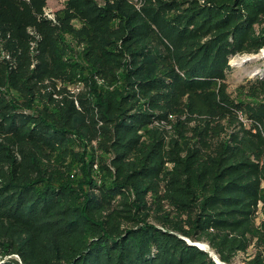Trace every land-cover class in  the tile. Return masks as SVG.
<instances>
[{
    "label": "trees",
    "instance_id": "16d2710c",
    "mask_svg": "<svg viewBox=\"0 0 264 264\" xmlns=\"http://www.w3.org/2000/svg\"><path fill=\"white\" fill-rule=\"evenodd\" d=\"M47 4L0 0V264H264V0Z\"/></svg>",
    "mask_w": 264,
    "mask_h": 264
},
{
    "label": "rangeland",
    "instance_id": "374dc122",
    "mask_svg": "<svg viewBox=\"0 0 264 264\" xmlns=\"http://www.w3.org/2000/svg\"><path fill=\"white\" fill-rule=\"evenodd\" d=\"M101 4H114L117 0H98ZM127 1L129 4L138 6L139 0H122V2ZM66 4V0H48L46 11L50 14L54 15V12L63 8ZM70 38V37H69ZM2 49V55L7 58L11 59V49L7 46V44L2 43L1 44ZM244 54H257V57H254L253 59H249L246 61H243L242 64H233V69L229 72L227 77V83H228V91L231 94L232 97H237L239 95V87L241 84L248 81V79L256 78L257 76L264 75V48H262L257 53H244ZM241 55V54H240ZM239 55V56H240ZM256 71V73H254ZM66 86L68 89L72 90L73 92H79L83 86L84 81L82 80V77H80V74L78 73V77L75 81H60L58 85ZM175 121V118H173ZM165 127L169 129L170 133L172 135H175V129L172 127L171 124H165ZM261 217L258 219V223L260 222ZM201 245L205 246L207 250H209L207 247H210L209 244H203ZM256 251V247L252 245L248 251L246 252H239L235 259L233 264H248V260L254 255V252ZM214 252V253H213ZM211 254L218 258L215 251L212 250ZM1 258V257H0ZM5 259H0V261H4Z\"/></svg>",
    "mask_w": 264,
    "mask_h": 264
},
{
    "label": "bare ground",
    "instance_id": "6f19581e",
    "mask_svg": "<svg viewBox=\"0 0 264 264\" xmlns=\"http://www.w3.org/2000/svg\"><path fill=\"white\" fill-rule=\"evenodd\" d=\"M257 56H258L257 54H241L240 56L239 55H235V56L231 57L230 62L233 63V64H242L243 61H246V60H249V59H253L254 57H257ZM254 73H256V71ZM203 244H206V243H203ZM207 248L210 251H212L210 247H207Z\"/></svg>",
    "mask_w": 264,
    "mask_h": 264
},
{
    "label": "water",
    "instance_id": "95a60500",
    "mask_svg": "<svg viewBox=\"0 0 264 264\" xmlns=\"http://www.w3.org/2000/svg\"><path fill=\"white\" fill-rule=\"evenodd\" d=\"M200 243H202V242H195L194 244H196V245H198L199 247H201V248L207 250L206 247L203 246V245H201ZM216 259H217V258H216ZM218 261H219V260H218Z\"/></svg>",
    "mask_w": 264,
    "mask_h": 264
},
{
    "label": "built area",
    "instance_id": "2783aa9c",
    "mask_svg": "<svg viewBox=\"0 0 264 264\" xmlns=\"http://www.w3.org/2000/svg\"><path fill=\"white\" fill-rule=\"evenodd\" d=\"M46 14H47L49 17H51V18H53V17H54V15H53V14H50V13H48L47 11H46Z\"/></svg>",
    "mask_w": 264,
    "mask_h": 264
}]
</instances>
